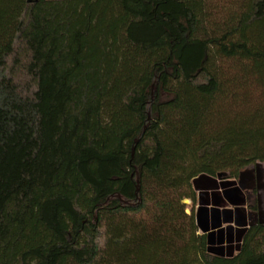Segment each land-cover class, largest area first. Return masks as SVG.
Masks as SVG:
<instances>
[{
  "label": "trees",
  "instance_id": "16d2710c",
  "mask_svg": "<svg viewBox=\"0 0 264 264\" xmlns=\"http://www.w3.org/2000/svg\"><path fill=\"white\" fill-rule=\"evenodd\" d=\"M257 164L264 0H0V264H264L185 205Z\"/></svg>",
  "mask_w": 264,
  "mask_h": 264
},
{
  "label": "crops",
  "instance_id": "0c3cea01",
  "mask_svg": "<svg viewBox=\"0 0 264 264\" xmlns=\"http://www.w3.org/2000/svg\"><path fill=\"white\" fill-rule=\"evenodd\" d=\"M217 182L220 184L218 190H215V187H213V189L211 190H207L205 193L207 194L208 198H206L205 203L208 206H204V208L202 209L199 205L197 208L196 213H198V215H201L204 218L209 219V221L211 222L210 224V229L209 231H206L207 234H218L221 233L223 234V244L224 246L227 245V243L229 242V231L230 234L232 235V240H233V244H231L232 249L235 251L236 247L235 245L239 242V233H241L244 229L248 228V224L247 226L243 225V220L246 219L245 216L242 213V205H243V200L241 199V195H238L239 198H235L234 195L232 194V196H228L226 194V191L224 190L225 188H223V181L217 180ZM234 182V181H232ZM238 187V184H233L230 187H226L227 192L229 194H231L233 191V189H236ZM240 190V189H239ZM200 211L202 212L201 214ZM227 213V214H226ZM200 216V217H202ZM226 217H230V219H232V224H230V227L232 228L231 230L227 231L226 228L228 227L227 225L224 224L223 219H225ZM212 220V221H211ZM200 221L202 223V218H200ZM212 222L213 223H220L218 226V228L213 229L214 227L212 226ZM202 233V231H200ZM231 239V238H230Z\"/></svg>",
  "mask_w": 264,
  "mask_h": 264
},
{
  "label": "flooded vegetation",
  "instance_id": "af4514ba",
  "mask_svg": "<svg viewBox=\"0 0 264 264\" xmlns=\"http://www.w3.org/2000/svg\"><path fill=\"white\" fill-rule=\"evenodd\" d=\"M248 169L252 172L246 175L243 182L246 189H240L241 199L243 200L242 213L248 224L252 223L253 226L264 225V202L262 200L264 197V172L262 168L256 165ZM248 228L250 227L248 226Z\"/></svg>",
  "mask_w": 264,
  "mask_h": 264
},
{
  "label": "rangeland",
  "instance_id": "374dc122",
  "mask_svg": "<svg viewBox=\"0 0 264 264\" xmlns=\"http://www.w3.org/2000/svg\"><path fill=\"white\" fill-rule=\"evenodd\" d=\"M259 168H262L263 169V172H264V164H260ZM224 181H225V179H224ZM229 181H231V180H229ZM219 183L217 182L216 187H215V190H218L219 185H220ZM233 183L234 184H238V179H236ZM262 200L264 202V197L262 198ZM185 205L187 206V213L190 214L192 209H194L195 210V213H196L199 204L197 203L195 206H193V204L189 200H186L185 201ZM263 211H264V203H263ZM200 216H202V214ZM200 216H199V218H202V226H201L202 229H201V231H203L204 229H206L207 231H209L211 222L209 221V219L204 218L203 216L202 217H200ZM247 224L248 223H247L246 219H244L243 220V225L244 226L245 225L247 226ZM217 239L218 238L215 239V236L212 238L211 247L224 249V248H222V245L224 243L223 242V236H219V239L218 240Z\"/></svg>",
  "mask_w": 264,
  "mask_h": 264
},
{
  "label": "water",
  "instance_id": "95a60500",
  "mask_svg": "<svg viewBox=\"0 0 264 264\" xmlns=\"http://www.w3.org/2000/svg\"><path fill=\"white\" fill-rule=\"evenodd\" d=\"M256 166L259 167L260 164H257ZM250 172H252V170L246 169V170H244V171H242V172L240 173L239 178H238V187H239V189H241V190H245V189H246V188L244 187V185H243V182L245 181V177H246V175H248ZM220 178H221V177L218 176V179H220ZM199 214H201V211H200ZM199 216H200V215H198V220H199V222L201 223ZM201 224H202V223H201ZM201 226H202V225H201ZM248 226H249V227H252L253 225H252V223H249ZM201 229H202V227H201ZM203 231L206 232L207 230L204 229Z\"/></svg>",
  "mask_w": 264,
  "mask_h": 264
}]
</instances>
